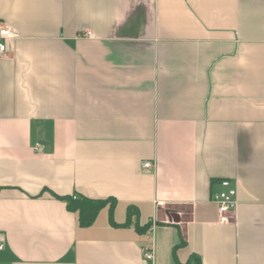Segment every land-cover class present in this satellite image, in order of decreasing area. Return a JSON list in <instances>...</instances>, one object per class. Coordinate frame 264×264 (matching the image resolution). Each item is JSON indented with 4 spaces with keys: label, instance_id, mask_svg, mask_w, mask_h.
<instances>
[{
    "label": "crops",
    "instance_id": "1",
    "mask_svg": "<svg viewBox=\"0 0 264 264\" xmlns=\"http://www.w3.org/2000/svg\"><path fill=\"white\" fill-rule=\"evenodd\" d=\"M0 26V264H264V0H0Z\"/></svg>",
    "mask_w": 264,
    "mask_h": 264
},
{
    "label": "built area",
    "instance_id": "2",
    "mask_svg": "<svg viewBox=\"0 0 264 264\" xmlns=\"http://www.w3.org/2000/svg\"><path fill=\"white\" fill-rule=\"evenodd\" d=\"M14 32L7 26H0V57H3L6 53L5 40L12 37ZM34 149L41 150V146L38 142L34 143ZM144 167H150V162H145ZM221 189L213 192L211 200L218 206V221L220 223L230 222L233 217V211L235 206L236 188L231 184L229 179H223L220 181ZM152 250L144 251V258L147 260L152 259Z\"/></svg>",
    "mask_w": 264,
    "mask_h": 264
},
{
    "label": "trees",
    "instance_id": "3",
    "mask_svg": "<svg viewBox=\"0 0 264 264\" xmlns=\"http://www.w3.org/2000/svg\"><path fill=\"white\" fill-rule=\"evenodd\" d=\"M66 200V206L69 210L74 211L77 213L78 216V223L81 226H87L89 224H91L93 222V220L95 219L98 211L104 207L106 204H109V219L111 224H116L113 220H112V210H113V206L115 201L114 200H109V199H91V198H87L84 196H80L78 198H75L73 196H65L63 197ZM136 212V209L132 206H129L127 208V219L124 223H122V225H126L130 222V218L132 216V214H134ZM145 226H143V228L139 225H136V229L137 230H141L144 229ZM196 264H198V262H196Z\"/></svg>",
    "mask_w": 264,
    "mask_h": 264
}]
</instances>
